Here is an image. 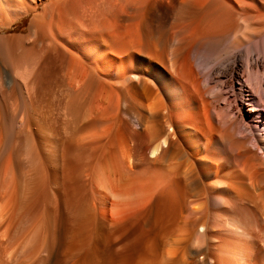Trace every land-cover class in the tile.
<instances>
[{
    "label": "bare ground",
    "instance_id": "1",
    "mask_svg": "<svg viewBox=\"0 0 264 264\" xmlns=\"http://www.w3.org/2000/svg\"><path fill=\"white\" fill-rule=\"evenodd\" d=\"M0 264H264V0H0Z\"/></svg>",
    "mask_w": 264,
    "mask_h": 264
},
{
    "label": "rangeland",
    "instance_id": "2",
    "mask_svg": "<svg viewBox=\"0 0 264 264\" xmlns=\"http://www.w3.org/2000/svg\"><path fill=\"white\" fill-rule=\"evenodd\" d=\"M29 17H25L23 20H21V22H20V20L19 21H17L14 25H13V28H15L16 27V31H18V30H24L25 29V27L28 25V22H29V19H28ZM25 25V26H24Z\"/></svg>",
    "mask_w": 264,
    "mask_h": 264
}]
</instances>
